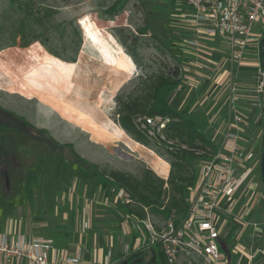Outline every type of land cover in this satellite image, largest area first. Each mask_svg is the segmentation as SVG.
Segmentation results:
<instances>
[{
	"label": "rangeland",
	"instance_id": "rangeland-1",
	"mask_svg": "<svg viewBox=\"0 0 264 264\" xmlns=\"http://www.w3.org/2000/svg\"><path fill=\"white\" fill-rule=\"evenodd\" d=\"M174 6L172 0H0V107L24 119L39 132L30 136L44 141L39 146L27 136L21 137L12 150L15 178L8 185V173L3 170L0 176V230L46 235L57 225L69 224L70 213L65 209V201L69 200L70 207L76 210V237L89 248L88 258H93L95 252L98 258L104 257L113 236L117 238L114 250L122 251L126 238L120 232L112 233L111 238L97 236V241L92 237L93 244L86 243L87 227H81L93 220L100 197L91 171L71 162L74 157L64 146L72 144L76 153L102 169L116 168L137 177L145 168L153 169L149 163L153 152L164 154L161 157L167 160L170 156L164 144L154 140L146 146L151 151L140 148L131 152L126 147L130 136L116 123L120 118L116 96H126L139 84L141 76L152 77L178 68L191 83L186 100L193 101L194 109L201 108L209 116L217 141H221L226 90L214 98V74L188 61L182 63L147 30L146 12L153 9L160 11L168 26L177 29L176 41L187 36L177 26ZM254 29L262 31L259 23ZM55 53L76 61L66 62ZM17 124L24 123L19 119ZM251 129V137L261 140L263 122L253 123ZM55 147L62 153L49 155ZM3 157L0 152V161ZM155 157L162 166L168 165ZM197 163V159L190 160L191 167ZM119 204L116 200L113 207L123 219ZM242 204L248 206L241 216L243 223L236 221L241 220L239 217L226 223L222 239L228 245L250 248L253 240L248 236L251 227L247 222L254 218L264 232L260 164ZM243 254L238 250V259L245 264ZM263 259L255 264H264Z\"/></svg>",
	"mask_w": 264,
	"mask_h": 264
},
{
	"label": "built area",
	"instance_id": "built-area-1",
	"mask_svg": "<svg viewBox=\"0 0 264 264\" xmlns=\"http://www.w3.org/2000/svg\"><path fill=\"white\" fill-rule=\"evenodd\" d=\"M172 1L177 6V26L187 33L177 41V46L189 57L188 62L205 71L217 68L225 74L222 85H226L227 90L228 117L222 139L215 148L191 145L171 134L172 119L168 116L136 118L139 128L150 139L163 143L167 150H186L197 157L198 179L187 188V214L179 223L173 217H157L146 206L143 217L123 216L119 226V232L126 238L122 252L148 250L159 245L165 264H226L221 250L223 227L228 216L239 217L241 220L236 221L243 223L241 216L248 206L244 207L242 202L257 165H261L263 137L253 139L250 133L254 121L255 124L264 121V64L261 60L264 0ZM256 23L262 31L254 29ZM214 53H219L221 58L215 59ZM242 67L253 68L250 87L238 83ZM255 113L257 117L253 118ZM117 200L131 201L124 189L120 190ZM246 213L249 216L251 210ZM247 224L251 227L248 232L251 241L260 238L263 233L260 222L253 218ZM261 251V248L252 249L247 258L252 261ZM114 255L112 246L104 256V264H110ZM0 264L92 263L84 260L81 253L72 254L60 248L51 237L0 230Z\"/></svg>",
	"mask_w": 264,
	"mask_h": 264
},
{
	"label": "trees",
	"instance_id": "trees-1",
	"mask_svg": "<svg viewBox=\"0 0 264 264\" xmlns=\"http://www.w3.org/2000/svg\"><path fill=\"white\" fill-rule=\"evenodd\" d=\"M174 7L177 8L174 3ZM146 27L150 30L153 38L165 46L175 57L182 63L189 61V57L185 55L177 46L175 40L176 30L168 26L167 19H163L160 11L149 9L146 12ZM261 60L264 64V34L261 43ZM56 56L60 57L55 53ZM62 58V57H60ZM66 62H75L76 58H62ZM188 84L186 79L181 76L178 68L168 73H159L155 76L140 77L139 84L126 96L119 94L116 96L118 112L120 118L116 123L127 134L137 142L149 146L150 139L144 131H142L136 118L138 116H168L172 119L171 129L174 136L191 145H202L217 147V133L215 127L209 120V116L201 109H194V102L186 100ZM3 114L13 113L4 110L0 107V116ZM26 121L20 117H13V120ZM6 120V119H5ZM0 117V125L3 121ZM2 121V122H1ZM6 124H11L7 119ZM13 123V122H12ZM28 124V123H27ZM264 125V121H263ZM15 128L8 134L1 133L3 130L0 127V137L9 139L7 142L0 143V152L3 153V159L0 164H6L4 169L8 176L6 177L7 184L15 178L16 160L13 158L12 150L18 146L21 137L32 139V142L42 146L43 139L30 136L33 133H39L32 128L30 132H26L24 127L15 125ZM49 142L55 146L53 140L49 138ZM159 143V142H157ZM264 143V134H263ZM69 153L74 157L71 162H77L86 169H89L95 179V190L100 199L96 207L95 225L90 230V236L93 234H105L114 232L119 235L118 224L121 219L117 216V212L113 204L117 200V196L121 189H124L131 199L130 202H120L119 209L123 216L135 214L143 217L145 215L144 206L150 211L160 214L164 218L173 217L179 223L187 214L188 209V186L195 185L198 179V163L191 167L190 160L197 159L192 153L186 150L169 151L170 156L167 161L171 168L167 180L157 175L153 169L145 168L142 174L137 177L131 172L123 171L116 168H101L99 164L90 162L84 157H81L73 148L72 144H66ZM55 147L53 153L49 155H60L62 151H57ZM156 151V150H155ZM160 156L164 154L156 151ZM65 153V152H64ZM47 155V156H49ZM198 161V159H197ZM0 169V176L2 174ZM167 183V186H165ZM80 185L79 188H81ZM110 200V203H105V200ZM66 210L70 213V222L66 225H57L50 229L46 235L54 239L56 245L61 248L70 247L75 230L76 210L75 207H70L69 200L65 201ZM135 236V233L132 237ZM117 237V236H116ZM117 239V238H116ZM257 239V238H255ZM226 242L222 240L221 250L227 257L228 262L233 261L230 251L225 253ZM113 259L119 260L122 264H165L164 256L159 245H155L148 250L130 251L124 253L117 252Z\"/></svg>",
	"mask_w": 264,
	"mask_h": 264
},
{
	"label": "crops",
	"instance_id": "crops-1",
	"mask_svg": "<svg viewBox=\"0 0 264 264\" xmlns=\"http://www.w3.org/2000/svg\"><path fill=\"white\" fill-rule=\"evenodd\" d=\"M213 56H214L215 59H220L221 58V55L219 53H214ZM252 71H253V68L252 67H242L240 69L238 83L242 87H250L252 85V81H251ZM209 72L211 74H214L213 79L211 80V86H212L211 88H213L214 98H217L218 93H221V91L226 90V85H222V82H223V79H224V75L225 74H222L221 72H219V70H217V68L214 69V71H209ZM226 95H227V90H226ZM225 99H226V96H225ZM242 102L244 104H246L245 101H242ZM215 103H216V101H215ZM227 109H228V106L226 104V109H225V113H226L225 116L226 117H224L225 126H226L227 117H228ZM213 112H216V111L214 110ZM252 117L253 118L254 117L256 118L257 117V113L252 114ZM254 124H255V121H254ZM125 135H127L126 132H125ZM126 145H127L126 147L129 148V150L131 152H134V151L136 152L138 150H142L140 148H143V149L145 148L147 150H150L144 144H141L140 142L135 141L131 137H130V141H127ZM131 148H133V149H131ZM153 154H154V156L150 158V161L149 160L148 161H149L150 165L152 166V168L157 172V174L160 177H162V178H164L166 180L169 177V172H170L171 165H170V163L167 160L163 159L161 156L157 155L155 152H153ZM155 156H158L159 158L165 160L168 165L167 166H162L161 163H160V161ZM254 213H256V210H253V215H254ZM94 215L95 216L92 215L93 216L92 217L93 218L92 221H89L88 223L87 222H84L82 224V227H81V228H83V226L87 227L86 230H85V240H87L86 243L87 244H90V245L93 244L91 242L92 237L94 238V241H97V236H101L102 237L103 235H105V236H108V237L111 238V236H113L112 233H114V232H108V233H105V234H93L92 236H90V230L95 225V218H96V215L97 214H94ZM231 220H234V219L232 217L228 216L226 223H228ZM263 233H262V235H261L260 238H258L255 241H253V245L250 246V248L244 247L242 245H235V244L228 245L226 243V245H227L226 248L227 249L225 250V253H227V251L229 250L230 253H231V256L233 257V261L232 262H228L227 261V264H242L239 261L238 256H237L238 250L240 252L243 251V253H244L243 256L245 257V260H246V263L245 264H255L258 259L264 258V234ZM76 235H77V233H76V229H75L74 230V238H73V241H72L70 247L62 248V249H64L68 253H72V254L81 253L82 256H83V258H84V260H86V261H88V262H90L92 264H104V257L102 256V257L98 258L96 252L93 253V258H92V255H91L90 258H88L87 252L89 251V248L83 247V245H82L83 244L82 238L79 237V239H77ZM113 238L114 239H109L107 248L105 249L104 256L106 254V251L108 250V246L109 247H112V246L116 247V243H115L116 242V238L114 236H113ZM222 240H221V243H222ZM257 248H261L263 250V252L262 251L259 252L252 261L249 260L247 258V255L249 254V252L252 249L254 250V249H257ZM114 252L116 253L115 250H114ZM225 258L227 260L226 255H225ZM110 264H122V263L119 262V260H117V259H113V261Z\"/></svg>",
	"mask_w": 264,
	"mask_h": 264
},
{
	"label": "flooded vegetation",
	"instance_id": "flooded-vegetation-1",
	"mask_svg": "<svg viewBox=\"0 0 264 264\" xmlns=\"http://www.w3.org/2000/svg\"><path fill=\"white\" fill-rule=\"evenodd\" d=\"M1 118L3 117V120H7V119H9L10 120V123L11 124H6V120L5 121H1L2 123H1V125H0V127H1V129L3 130V132L1 131V133H3V135L4 134H8V133H10L11 131H12V129L13 128H15V126H14V124L16 123L17 124V122H19V120H13V117H17L16 115H11V114H3V115H1L0 116ZM13 122V123H12ZM15 124V125H16ZM18 125V124H17ZM22 127H24V130L26 131V132H30V130H32L33 131V127L32 126H30L29 124H27V123H24L23 125H21ZM33 132H35V131H33ZM9 139H7L6 137H3V136H1L0 137V143H2L3 145H4V143L5 142H7ZM6 164H4V162H3V164L1 163L0 164V169L3 171V169H4V166H5Z\"/></svg>",
	"mask_w": 264,
	"mask_h": 264
},
{
	"label": "water",
	"instance_id": "water-1",
	"mask_svg": "<svg viewBox=\"0 0 264 264\" xmlns=\"http://www.w3.org/2000/svg\"><path fill=\"white\" fill-rule=\"evenodd\" d=\"M261 173H262L263 184H264V143H263L262 154H261Z\"/></svg>",
	"mask_w": 264,
	"mask_h": 264
}]
</instances>
